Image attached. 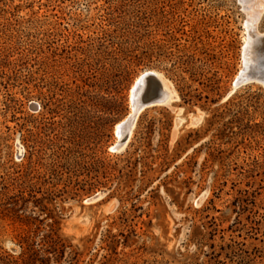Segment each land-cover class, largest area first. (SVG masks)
<instances>
[{
	"label": "rangeland",
	"instance_id": "1",
	"mask_svg": "<svg viewBox=\"0 0 264 264\" xmlns=\"http://www.w3.org/2000/svg\"><path fill=\"white\" fill-rule=\"evenodd\" d=\"M0 264H264V0H0Z\"/></svg>",
	"mask_w": 264,
	"mask_h": 264
},
{
	"label": "water",
	"instance_id": "2",
	"mask_svg": "<svg viewBox=\"0 0 264 264\" xmlns=\"http://www.w3.org/2000/svg\"><path fill=\"white\" fill-rule=\"evenodd\" d=\"M135 96L136 115L137 112L147 106L166 102L169 99V92L158 73L149 70L143 74V78L137 87ZM132 119L133 118H129L124 122L123 132L121 133L122 139L118 143V147H121L123 143L127 141L129 137V129L132 125ZM98 197L99 195H95L93 199H97Z\"/></svg>",
	"mask_w": 264,
	"mask_h": 264
},
{
	"label": "trees",
	"instance_id": "3",
	"mask_svg": "<svg viewBox=\"0 0 264 264\" xmlns=\"http://www.w3.org/2000/svg\"><path fill=\"white\" fill-rule=\"evenodd\" d=\"M128 30H124L121 32H116L115 36H118L114 39L107 38V36H104L107 38L106 40L110 41V44H107L105 47L107 50L103 53V57L100 56L98 58L99 61L102 62L103 65V75L104 77H112L116 75L115 73L120 70L122 67V61L125 60L126 65L124 67H129L132 64L131 58L134 56L135 48L132 49V47L125 46L126 44H133L129 43L127 40H129L130 36L126 34L125 32ZM129 33V32H127ZM128 36V37H127ZM117 39V41H115ZM100 46L104 45V42L99 44ZM10 262H15V259L9 260Z\"/></svg>",
	"mask_w": 264,
	"mask_h": 264
},
{
	"label": "bare ground",
	"instance_id": "4",
	"mask_svg": "<svg viewBox=\"0 0 264 264\" xmlns=\"http://www.w3.org/2000/svg\"><path fill=\"white\" fill-rule=\"evenodd\" d=\"M142 78H143V75H141V76L136 80V82L133 84V86H132V89H131V90H132V99L134 98L135 92H136L137 87H138L139 83L141 82ZM165 87H166V89H167L168 92H169V96H171L172 90H171L168 86H166V85H165ZM125 121H126V120L121 121V122H119V123L116 125V129H117V133H118V134H120V132L123 130V125H124V122H125Z\"/></svg>",
	"mask_w": 264,
	"mask_h": 264
}]
</instances>
